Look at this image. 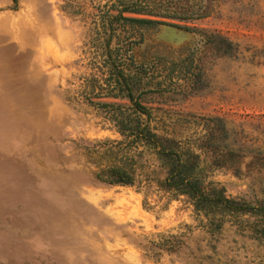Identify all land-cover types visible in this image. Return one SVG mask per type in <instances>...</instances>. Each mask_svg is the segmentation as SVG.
<instances>
[{
    "label": "rangeland",
    "instance_id": "374dc122",
    "mask_svg": "<svg viewBox=\"0 0 264 264\" xmlns=\"http://www.w3.org/2000/svg\"><path fill=\"white\" fill-rule=\"evenodd\" d=\"M16 1L0 8V264H264V0ZM125 5L174 25L124 22ZM192 8L204 13L162 16ZM140 39L143 66L125 72L156 131L192 141L221 118L220 142L243 154L240 174L212 178L249 211L216 233L187 197L158 187L154 155L135 186L96 180L86 160L85 145L122 138L98 103L131 102L102 89L104 61ZM181 232L178 250L148 249Z\"/></svg>",
    "mask_w": 264,
    "mask_h": 264
},
{
    "label": "trees",
    "instance_id": "16d2710c",
    "mask_svg": "<svg viewBox=\"0 0 264 264\" xmlns=\"http://www.w3.org/2000/svg\"><path fill=\"white\" fill-rule=\"evenodd\" d=\"M147 11L125 5L118 18L132 25H174L161 20L125 15V12L149 14ZM200 11L192 8L178 14L176 10H168L162 16L187 19L204 13ZM141 42L142 39L130 42L121 55L109 56L104 61L108 63L106 66L109 76L106 78L107 88L102 89H107L106 93L109 97H127L131 106L113 102L98 103L112 109L113 114L117 115L114 125L122 138L96 140L85 145L86 160L92 166L96 180L109 185L135 186L142 182L141 176L144 175L146 166L144 155L146 152L154 155L165 170L164 178L157 182L158 187L172 196L187 197L197 214H203L207 219V221L201 220L203 226L209 232L216 233L222 229L226 217L249 211L250 206L247 203L229 197L226 189L212 178V171L221 168H231L236 174H240L243 154L240 150L220 142L222 136H219L218 131L226 130L221 118L206 120V133L192 141L180 140L156 131L152 126L155 109L140 102L139 95L142 92L136 96L135 90L140 81L137 76L125 72L133 67L140 69L143 66L134 56V48ZM95 82L97 80L92 79V86ZM94 95L98 93L94 92ZM92 99L90 97L91 101ZM184 235L183 232L163 234L158 240L148 242V249L162 248L176 251L184 243L182 239Z\"/></svg>",
    "mask_w": 264,
    "mask_h": 264
},
{
    "label": "crops",
    "instance_id": "0c3cea01",
    "mask_svg": "<svg viewBox=\"0 0 264 264\" xmlns=\"http://www.w3.org/2000/svg\"><path fill=\"white\" fill-rule=\"evenodd\" d=\"M11 0H0V8L7 6Z\"/></svg>",
    "mask_w": 264,
    "mask_h": 264
}]
</instances>
